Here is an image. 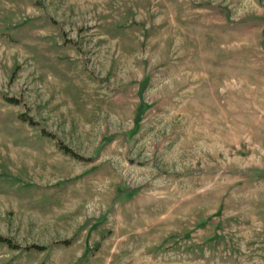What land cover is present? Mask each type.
I'll use <instances>...</instances> for the list:
<instances>
[{
	"label": "rangeland",
	"instance_id": "374dc122",
	"mask_svg": "<svg viewBox=\"0 0 264 264\" xmlns=\"http://www.w3.org/2000/svg\"><path fill=\"white\" fill-rule=\"evenodd\" d=\"M0 264H264V0H0Z\"/></svg>",
	"mask_w": 264,
	"mask_h": 264
},
{
	"label": "trees",
	"instance_id": "16d2710c",
	"mask_svg": "<svg viewBox=\"0 0 264 264\" xmlns=\"http://www.w3.org/2000/svg\"><path fill=\"white\" fill-rule=\"evenodd\" d=\"M135 119H137V117Z\"/></svg>",
	"mask_w": 264,
	"mask_h": 264
}]
</instances>
